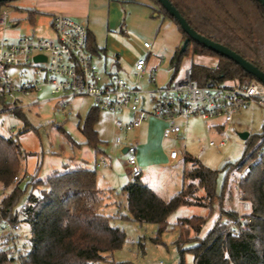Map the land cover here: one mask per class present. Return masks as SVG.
<instances>
[{
	"label": "trees",
	"instance_id": "16d2710c",
	"mask_svg": "<svg viewBox=\"0 0 264 264\" xmlns=\"http://www.w3.org/2000/svg\"><path fill=\"white\" fill-rule=\"evenodd\" d=\"M152 1L157 6L154 11L175 21L183 35L182 43L170 60L169 82L179 78L185 60H193L197 54L218 58L216 66L194 61L188 65L193 70V77L201 85L227 79L242 82L257 80L232 59L191 39L158 0ZM171 2L199 33L228 46L264 71V6L260 1ZM4 3L6 2L0 4ZM37 13L39 11L36 9H29L28 18L34 22ZM186 40L188 42L183 48ZM88 42L90 49L96 51L90 33ZM244 78L249 80L243 81ZM15 115L24 121L21 131L32 128L23 110L15 111ZM98 120L99 108L92 106L80 125L85 143L96 151L100 150L99 145L103 143L95 128ZM19 134L20 132L5 136L0 133V184L5 190L14 184L15 176L22 170L24 154ZM257 137L248 138L247 149L252 147ZM259 145L260 142L240 164L227 167L221 193L217 192L216 187L218 170L206 166L192 155L185 158L190 163V168L184 170L181 190L169 199H164L139 176L133 178L122 188L126 193L131 219L141 224H156L157 237L153 239L161 242V234L169 227V216L179 207H206L208 213L205 215L179 217L176 221L178 237L175 243L181 255L179 264H185L186 252L194 255V264H264V171L260 163L253 165L251 175L241 184L245 197L254 206L252 221L238 234L227 232L226 225L222 222L223 216L235 214V208L230 203L235 201L236 181L230 173L242 168L254 156ZM29 185L32 186L31 191L24 201L26 208L22 212L24 223L30 227L31 249L26 264H130L113 258V252L123 246L127 235L124 229L113 223L115 216L99 210L103 190L98 186L96 170L78 167L63 172L56 171L45 180L33 177L27 182L25 189L18 182L10 193L1 197L5 213L9 212L14 216L13 211H16ZM216 204L221 215L202 234L215 212ZM12 260L8 250L0 252V264H11Z\"/></svg>",
	"mask_w": 264,
	"mask_h": 264
},
{
	"label": "rangeland",
	"instance_id": "374dc122",
	"mask_svg": "<svg viewBox=\"0 0 264 264\" xmlns=\"http://www.w3.org/2000/svg\"><path fill=\"white\" fill-rule=\"evenodd\" d=\"M149 1L154 3L152 0ZM29 9H37V0H11L0 4V16L2 14L9 16V23L6 26L0 25V35L10 39H16L23 35L54 36L51 26L52 17L39 12L35 16V21L32 22L28 18ZM125 9L127 14L124 15L123 11V15L126 19L128 8ZM149 18L155 19L151 14H149ZM80 21L86 23L87 20L80 19ZM135 26L131 27L128 35L124 37L114 36L117 42L113 43L114 45L109 43L106 55L102 53L101 57L96 56L95 61L102 69L109 71H116L117 61H120L123 77L131 82H142L145 89H151L148 88L147 77L139 78L135 74L134 62L139 56L145 57L143 42L145 40L154 41L156 30L152 33L148 25L141 21L137 22ZM193 59L185 60L186 63L182 66L181 73L189 67L191 61L206 63L205 58L194 56ZM167 69L170 78L171 69L169 66ZM10 71L25 78L35 76L41 84L44 83L43 74L41 72L34 73L32 66L14 67L10 68ZM246 80L249 79H243V81ZM50 96L49 87L43 85L42 90L29 96L26 102H38ZM93 105L92 98L88 96L74 98L70 107L65 111L59 109L60 105L53 101L33 104L23 110L32 125V128L26 131H21L25 125L24 121L15 114H0L1 134L9 135V125L14 127L16 134L20 132L18 137L24 155L22 170L18 175L29 174L28 181H30L33 177L45 180L54 172H63L66 169L84 167L96 170L98 186L103 190V200L99 210L115 216L113 223L124 229L127 235L123 246L113 252L114 260L128 261L130 264H179L181 255L175 243L178 237L176 221L179 217L205 215L208 213V209L197 205L179 207L169 216V227L161 234V242L154 241L153 238L157 237V225L154 223L141 224L132 220L127 201L122 196L121 188L132 177L127 165L128 156L122 152L121 145L114 143L115 138L119 136L125 144L134 143L138 146V157L142 158V163H147L146 166L140 164L142 174L139 177L144 183H149L151 188L164 199H169L181 190L182 174L186 168H190V163L185 160L188 155L197 157L206 166L218 170L216 187L217 192L221 193L227 167L240 164L260 142V136L264 133V107L252 104L240 109L233 122L228 126V142L223 147L210 145L211 140L218 144L223 137L221 129L216 126L222 123V118L191 117L186 122L183 133L165 137L163 132L166 121L162 118L150 117L143 122L140 128L131 131H118L113 125L111 114L99 109L96 128L103 143L99 145L100 150L96 151L85 143V136L80 129L88 109ZM1 109H3L2 103H0ZM241 132H249L251 139L258 136L250 149H247L248 139H243L240 136ZM172 149L178 151L179 157L176 161L170 162L167 160V156ZM101 157H105L110 162V166L96 168L95 162ZM28 181L18 182H20L21 188L25 189ZM18 182H15L14 179V184L6 190L0 184V197L10 193ZM31 187V185L27 187L18 206L24 204ZM230 206L236 208L235 201L231 202ZM102 207H104L103 210H101ZM220 215L221 212L216 204L215 212L210 217L202 234L212 227ZM23 234L28 240L30 236L28 224H24ZM184 262L185 264H194V255L186 252Z\"/></svg>",
	"mask_w": 264,
	"mask_h": 264
},
{
	"label": "built area",
	"instance_id": "2783aa9c",
	"mask_svg": "<svg viewBox=\"0 0 264 264\" xmlns=\"http://www.w3.org/2000/svg\"><path fill=\"white\" fill-rule=\"evenodd\" d=\"M9 23L8 14L0 16V25ZM54 36L35 37L23 35L16 39L0 35V114H15L33 104L55 102L62 111L70 107L74 98L88 96L95 107L107 111L112 116L114 127L118 131H131L140 128L150 117L166 121L164 136L179 135L184 131V124L191 117L204 119L222 118L220 127L223 137L210 145L223 147L228 142V126L236 113L243 107L256 104L264 107V84L258 80L242 82L238 79L224 80L210 85H201L193 77V70L187 67L179 78L153 89L128 81L119 72L102 69L95 61L96 54L88 42L89 29L86 23L73 17L55 14L51 20ZM144 46L151 48L152 43L145 41ZM39 59H36V57ZM32 66L34 73L41 72L44 83L38 79L15 75L10 68ZM147 67V58H139L134 63L135 74L141 78ZM150 80L155 81L154 71ZM49 87L51 96L38 102H26L27 98ZM3 99V101H1ZM8 134H16L14 127L8 126ZM114 143L121 145L127 154V165L132 178L142 173L134 143L125 144L118 136ZM178 151L172 149L170 157L177 158ZM260 163L264 171V133L254 156L240 169L231 171L236 181L235 214L225 215L222 222L226 231L238 234L252 221L253 203L245 197L242 182L251 175L253 165ZM110 162L101 157L95 167H108ZM15 182L28 181L29 174L15 176ZM25 203L16 208L11 216L5 213L0 197V252L8 250L13 258L11 264H26L31 249L23 234ZM17 214V215H16Z\"/></svg>",
	"mask_w": 264,
	"mask_h": 264
},
{
	"label": "crops",
	"instance_id": "0c3cea01",
	"mask_svg": "<svg viewBox=\"0 0 264 264\" xmlns=\"http://www.w3.org/2000/svg\"><path fill=\"white\" fill-rule=\"evenodd\" d=\"M126 7L128 8V15L125 19L124 15L127 14L125 13ZM156 7V4L151 3L149 0H37L36 10L48 14L50 18L55 14H63L77 18L78 20H87L86 24L88 26L89 33L92 37V40L94 41V47L97 49L94 51V53L98 57H101L102 53L106 55L109 43L114 45L113 43L117 42V39L114 36L124 37L128 35L130 28L134 27L139 21L147 24L152 30V33H154L156 30L154 41H150L152 43L151 48H146L144 46V42L149 40H145L143 42V47L146 52L145 58H147L146 72L143 77L148 78V88L153 89L156 86L164 85L169 82L170 78L167 74V68L170 64L171 58L175 54L176 49L183 40L182 32L178 28L175 21L154 11ZM149 14H151V16H153L155 19H150ZM113 15L115 20L113 19ZM105 43L106 46H104ZM142 57L143 56H139V58ZM195 57L205 58L206 60V63L197 61L196 63L198 64L216 66L218 63V58L211 55L197 54ZM121 69L122 67L120 61H117L115 72H119L121 74ZM152 71L155 73V81L150 80V74ZM134 83H138L143 86L142 82ZM185 125L186 122L184 126ZM167 157L168 161L173 162L178 159L179 155L177 158L172 159L169 153ZM138 159L141 165H147V163H142L143 161L141 157H138ZM182 175L183 186L184 172ZM131 179L128 183L131 182ZM145 183L149 185V183ZM122 188V196L126 199V193L125 191H122ZM103 208L104 207H102L101 210H103Z\"/></svg>",
	"mask_w": 264,
	"mask_h": 264
},
{
	"label": "water",
	"instance_id": "95a60500",
	"mask_svg": "<svg viewBox=\"0 0 264 264\" xmlns=\"http://www.w3.org/2000/svg\"><path fill=\"white\" fill-rule=\"evenodd\" d=\"M7 1H11V0H0V3L1 2H7ZM158 1L165 8V10H167L169 12V14L171 16H173L178 21V23L180 24L183 31L186 34H188V36L191 39H193L194 41L204 45L205 47L213 50L214 52H216L222 56H225L227 58L232 59L237 64H239L246 72L252 74L253 76L256 77V79L258 81H260L264 84V71H262L259 67H257L256 65H254L253 63L248 61L246 58H244L243 56H241L239 53L232 50L228 46H226L220 42H217V41L199 33L196 29H194L189 24L187 19L181 14L179 9L175 5H173L171 0H158ZM258 1H260L262 3V5L264 6V0H258ZM187 42H188V40L185 41L183 48L186 47ZM39 58H40V56L36 57V59H39ZM249 135H250L249 132H241L240 133V136L245 140L248 139ZM126 151H127V148H124L123 152H126Z\"/></svg>",
	"mask_w": 264,
	"mask_h": 264
}]
</instances>
